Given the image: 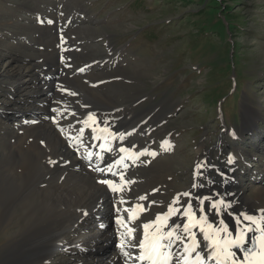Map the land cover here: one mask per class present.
Returning a JSON list of instances; mask_svg holds the SVG:
<instances>
[{
  "label": "rangeland",
  "instance_id": "374dc122",
  "mask_svg": "<svg viewBox=\"0 0 264 264\" xmlns=\"http://www.w3.org/2000/svg\"><path fill=\"white\" fill-rule=\"evenodd\" d=\"M59 12L63 14L60 20H65L62 25L57 22ZM57 30L61 34L52 43L45 41L53 37L40 38L43 32ZM46 49L58 52L61 72L65 66L70 69L84 64V69H94L93 65H97L96 71H92L95 76L73 79L61 73L53 78L54 82L59 80L62 97L81 103L94 98L86 105L90 107L97 99L96 105L105 100V95L109 96L119 107H129L133 112L131 124L135 125L130 127L128 123V130H150L144 138L157 153L156 158L150 156L151 163L143 165L136 159V151L129 154L127 146L123 153L124 162L135 171L141 188L130 190L128 206L121 201L117 209L124 214L128 213V207L136 211L134 205L138 199L144 200L145 195L150 205H143L144 214L135 221L139 233L136 230L132 233L134 243L145 232L138 220L145 224L168 209L180 191L187 190L194 196L226 193L215 188L201 192L211 185L218 189V180L224 190L239 184L240 197L251 199L232 200L217 195L219 204H213L229 205L227 211L234 213L235 221L246 213L264 218L261 213L264 205L257 192L264 189V0H0V151L8 150L2 145L1 136L14 123L11 109L17 106L23 110V103L30 104L22 99L19 106L13 104L18 98L22 73L28 70L24 66L39 59L37 55L43 56L42 62L52 59L54 53L49 55ZM11 67L20 70L17 74L5 72ZM48 96L51 99L48 106L56 107L60 115L66 113L65 118L74 122L72 127L80 129L82 124L78 123L77 115L82 114L81 107L62 109L59 95ZM84 112L90 113L87 108ZM40 113L39 118L30 117L35 119L31 120L33 125L48 122L49 118L56 123L60 120L49 110ZM102 127L96 125L92 132L103 133ZM132 134L131 131L129 138ZM135 134L139 143L146 144L142 135L136 131ZM20 144H17L20 157L17 173L24 177L28 173L37 192L44 187L35 184L37 177L29 170L26 151ZM27 146L32 153H37L40 147L47 150L42 157L36 155L32 160L34 165L45 166L50 156L49 144ZM198 164L203 166L199 170ZM31 180L26 178L24 183L30 185ZM123 190L128 188L115 193L116 196L129 192ZM22 197L28 202L17 197L10 206L8 203L13 211L5 219H2L5 204L0 199V264H23L21 259L13 258L11 245L20 239L30 217L33 223L50 218L44 198L55 199L53 195L40 199L33 196L38 204L43 201L38 211L33 209L31 197L25 194ZM65 198L60 200L61 210L69 206ZM262 199L264 202V195ZM119 223L115 224L121 230ZM123 233L127 235V229ZM99 240L88 247L95 255L102 251L110 254L118 241L104 238L103 241H110L106 246ZM98 246L102 251L97 253ZM88 256L73 248L56 250L38 264H87Z\"/></svg>",
  "mask_w": 264,
  "mask_h": 264
},
{
  "label": "bare ground",
  "instance_id": "6f19581e",
  "mask_svg": "<svg viewBox=\"0 0 264 264\" xmlns=\"http://www.w3.org/2000/svg\"><path fill=\"white\" fill-rule=\"evenodd\" d=\"M62 16L63 14L60 12L57 14L59 18L57 22L61 23V25L65 23V20H60ZM65 17L68 18L67 16ZM68 21L70 23L72 22L71 20ZM71 25H74V23H71ZM57 31L43 32L40 38L45 39L46 37H53V40L47 39L45 41L47 44L50 42L52 43L58 40L57 36L61 34L59 33L60 30ZM47 50L48 49L45 51L49 55L54 53L52 59L50 58L42 62L41 59L43 56L37 55L39 59H35L27 67L24 66V68H28V70L26 73H22V82L17 90L18 98L12 103L18 105L22 99L25 102L28 100L30 104L23 103L25 106L23 110H18L17 106L16 109H11L12 112L10 114L15 119L12 128L7 127L6 130L2 129V132L5 130L4 135L1 136V138L3 137L2 145L8 148V150L1 149L0 151V199L3 204H5L4 210L2 211V219L10 216L9 214L13 209H9V206L13 201L18 199L17 197L22 201L24 200V202H28L27 199L22 197L24 194L27 195L28 198L31 197V205H34L33 209L37 211L43 206V201H41L42 204H38V200L36 201L33 196L38 199L39 197L53 195L55 199L50 200V198H44L45 202L47 201L44 205L49 206L50 218L48 219L47 217L46 220L45 218H41L40 220L37 219L34 223L31 217L30 219L28 218L29 222L24 228L25 230H22L20 239L16 240L11 245L10 253L15 255L13 258L17 261L21 259L23 264H38L47 259L56 250L65 251L73 248L75 252L82 251L89 255L87 264H146V262H143L137 257L140 241L144 238L145 232L142 233L141 239L135 243L133 242L135 238L132 236V233H135L136 230V220H134V216L139 213L138 211L144 210V206L150 207V205L145 195L144 200L138 199V204H136V206L134 205V209H137L136 211L132 210V207H128L126 211L128 213L125 212L126 214H124L117 209L116 206L121 201L128 206L127 201L131 199L130 193L133 189H139L141 186L137 184L136 174L132 168L126 169L127 171H121V168L118 167L120 164V161H118V154H116L113 149L119 148L126 138V134L118 132L122 130L126 132L132 131L133 134L123 146L128 147L129 154L133 151H136V153H147V158H144L141 162L143 165L151 163L152 159L150 156L153 154V149L148 146L150 143L144 138L145 136H149L150 130H128V123H130V127L135 125V123L131 124L132 117H134L133 112H131L129 107H119L118 103L114 102L112 98L109 96L107 97L105 94H103L105 95L104 97H106L105 100L102 99L103 102L96 105L95 103L99 99H97V101L94 100L96 101L95 103L93 102L94 106L91 105L90 107H86L87 103L91 99H94L89 97L90 94H88L90 100L88 99L86 103H81V100L80 102L73 99L71 100L67 96L62 97L63 93L58 85L59 80L54 82L53 78L58 77L61 73L66 77H69L68 75L73 76V79L80 76H85V78L88 76H95L94 72L96 71L95 68L97 65L95 64V67L93 65L94 69H92V67L90 69H84V64L70 69L65 66V69L61 72L60 70L62 68L60 62H62V59L59 58L58 52L53 49ZM84 61L90 62L91 60ZM11 68L12 69L9 68L5 70V72L17 74L20 70V68L17 67ZM86 70H90V72H86ZM93 70L94 72H92ZM50 93L59 95L58 100L61 103L62 109L67 108V106L74 107V109L77 105L81 107L79 110L82 114L77 115L78 123L81 122L82 124L80 129L72 127L74 122L65 118L67 117L66 113L62 112L63 114L60 115L56 107L48 106L47 103L51 100L48 99ZM55 98L56 96H54V99ZM85 108L92 114L91 119H95L94 121L89 119L90 113L84 112ZM38 109L42 111L49 110L51 114L55 113L56 117L60 120L58 123L54 121L51 122L50 118L48 122L38 120L39 123L33 125L31 120L35 119L31 118L30 120V117L35 115L39 118V116L41 117L42 115L40 113L42 111H37ZM61 117H63V119ZM91 122H95V124ZM96 125H102L103 129H111L114 133L111 135L110 131L107 130V136L96 138L93 134L90 136L91 139H89L91 128ZM84 129H88V131ZM135 131L143 136L142 140L146 144L138 142ZM66 140H68L69 144ZM14 141L15 143H13ZM91 141H93V144H89ZM37 142H45L46 145L49 144L50 156H47V166H41L42 164L37 166L34 165L32 161L36 155L42 157L47 151H44L42 147H40L37 153L30 152L27 144L38 145ZM18 143H21L20 147L23 146L26 151L28 157V164H26L29 170L37 177V182H35V184L39 183L44 187L41 190L38 189L37 192H35L37 187L33 185L34 183L28 176V173L25 174V177L27 180L32 181L30 185L24 183V180H26L24 175H19L17 173V165L20 161V157H18ZM126 154L128 153L126 152ZM134 163L136 162H132V164ZM109 166H111V171L108 170ZM150 167L144 171V174L146 173L145 176H148ZM97 169L100 170L98 171ZM104 180L111 181V186L101 183V181ZM220 181L221 180L217 181L218 189L211 185L210 188H206L201 192L210 191L212 188H215L216 190L223 191V193L226 191V193L221 194V192L211 195V193L208 192V194L200 193L198 196L190 194L185 196L184 194L187 193V190L180 191L178 195H175L168 209L163 212L161 211L147 222L149 228L145 231L154 237L161 238L160 243L163 245L161 248L162 252H164V261L172 259L170 264H186V259H188L190 262L196 264H206V260H209V256L213 255V258L215 257L214 253L216 248L214 247V241L220 240L222 242L225 238L235 239L237 235H242L243 243L240 245H231L229 248V251L234 255L227 260H225L224 256H222V258L224 264H233V260L235 264H244L243 256H241L242 252L240 253L239 249L247 245L245 241L250 233L245 225L249 222L246 221L247 219L244 220L243 217L251 215L253 220L261 227L259 230L263 233L264 218L257 219L252 213H246L243 216L242 214L240 215L239 221H235V215L227 211L228 207H224L222 204L221 206L218 205L221 209L218 213L212 209V204L218 203L217 195L232 200L240 199L241 201H250L251 199L248 196L240 197L242 194L241 188L238 187L239 184L236 188L232 187L224 190V188L220 187ZM113 188L116 190L114 191ZM124 188H128V190L123 191L129 192L124 196H121L122 194L116 196L115 193L120 192ZM59 191H64V193L61 194ZM257 192L261 194L262 205H264L262 199L264 189L257 190ZM63 198L68 200L69 206L61 210L60 200ZM201 200L204 201L203 205L199 203ZM8 203L9 206H7ZM189 203H191L190 210H188ZM70 204H74L76 210L71 208L72 205ZM53 205H57V208ZM78 209L81 211L76 212ZM185 210H188L187 215L185 214ZM261 210V213L264 215V208ZM29 213L30 212H28V214ZM158 216L159 219H157ZM201 217L205 219L201 220ZM118 221L122 222L121 230L118 228L117 224H115L119 223ZM221 221H223V224H221ZM137 222V224L143 227L144 224L139 223L140 220ZM185 223L189 225L188 231L184 230ZM209 225H211V227H209ZM225 225L228 228L227 233L223 231ZM129 228L132 229V233L130 235L127 233V235H125L123 232L126 229L128 231ZM169 232L172 233L171 237L168 235ZM205 232L209 234L208 240L211 241L210 245L208 244V240H204ZM136 233H139L138 229ZM191 235L195 236L197 239L196 245L192 248L190 247ZM111 237L118 241H116L114 245L115 248L110 254H104L102 248L99 246L95 248V251L97 253L102 251L101 253L95 255L93 252H90V250L93 249H89L88 247L95 245L99 238V242L102 241V243L107 246L110 244V241L103 240L104 238L110 239ZM205 244L207 247H204L203 251L200 252L201 261L197 262L196 253L200 251L201 247ZM121 245H123V248H121ZM124 253H128V255ZM205 253H207V255H205ZM18 255L21 257H18Z\"/></svg>",
  "mask_w": 264,
  "mask_h": 264
},
{
  "label": "snow or ice",
  "instance_id": "6c2138e0",
  "mask_svg": "<svg viewBox=\"0 0 264 264\" xmlns=\"http://www.w3.org/2000/svg\"><path fill=\"white\" fill-rule=\"evenodd\" d=\"M51 22V21H50ZM92 118V114L90 113L89 114V119ZM121 152H124L126 151L125 148H121L120 149ZM232 162V157L230 156L229 157V163ZM119 163V162H117ZM203 166L201 164H198L197 165V169H201ZM98 171L100 169H97ZM109 171H111V166H109ZM101 183H104V184H108L111 186L112 182L111 181H107V180H104V181H101ZM195 186V185H194ZM113 190L115 191L116 189L113 188ZM185 196H188L189 194L188 193H185L184 194ZM143 199V198H141ZM201 205L204 204V201L201 200L199 202ZM222 203V202H221ZM212 209H214L217 213L220 212V207L217 205V204H213L212 206ZM224 207H229V205H224ZM191 209V203H189V206H188V210ZM188 210H185V214L187 215V212ZM171 211V209H170ZM157 219H159V216L157 217ZM205 219L204 217H201V220ZM245 219L247 220H252L253 217L252 216H246ZM120 222V221H118ZM122 223V222H121ZM221 224H223V221H221ZM209 227H211V225H209ZM143 228L145 230H147L149 228V224L145 223L143 225ZM188 228H189V225L187 223L184 224V230L185 231H188ZM223 231L225 233L228 232V228L227 226L225 225L224 228H223ZM132 233V229H128V234L130 235ZM168 235L171 237L172 236V233L169 232ZM160 239L159 237H153L151 241H149L148 239V233L147 231H145V238L143 240L140 241V248L143 249L144 251L141 252V255L139 256V259L140 260H145V259H149V260H152V264H156V258L159 257L161 254L159 252V249L163 246L161 243H160ZM209 239V234L207 232L204 233V240L207 241ZM259 239H261L262 241H264V237H260ZM243 243V236L242 235H237V237L235 239H223V241L221 242L220 240H216L214 241V247L216 248V251L214 253L215 257L217 259H219L220 256H224L225 257V260H227L229 257H232L234 254L229 251V248L231 245H240ZM193 244L195 245V240H193ZM204 247H207V245H203L200 249V251H198L196 253V257H197V262H200L201 261V255H200V252L203 251V248ZM121 248H123V245H121ZM125 255H128V253H124ZM205 255H207V253H205ZM247 255V253H246ZM213 257L212 256H209L208 259H212ZM233 264H235L234 260H233ZM261 264H264V261L261 262Z\"/></svg>",
  "mask_w": 264,
  "mask_h": 264
}]
</instances>
